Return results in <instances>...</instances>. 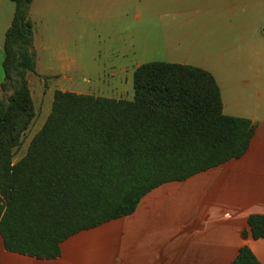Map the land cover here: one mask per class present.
<instances>
[{
	"label": "trees",
	"instance_id": "1",
	"mask_svg": "<svg viewBox=\"0 0 264 264\" xmlns=\"http://www.w3.org/2000/svg\"><path fill=\"white\" fill-rule=\"evenodd\" d=\"M11 1L0 85V233L7 251L57 259L64 241L134 213L155 188L248 151L255 125L224 113L211 72L156 61L136 68L133 99L56 90L44 125L15 161L38 116L28 80L38 74V57L34 0ZM242 236L264 238V215H251ZM231 264L261 263L244 245Z\"/></svg>",
	"mask_w": 264,
	"mask_h": 264
},
{
	"label": "crops",
	"instance_id": "2",
	"mask_svg": "<svg viewBox=\"0 0 264 264\" xmlns=\"http://www.w3.org/2000/svg\"><path fill=\"white\" fill-rule=\"evenodd\" d=\"M14 12L11 0H0V85L5 79V37ZM130 16L140 23L121 31V23ZM30 17L38 69L53 68L49 63L54 58L66 61L68 47L78 43L91 24L100 39L122 35L133 47L160 43L191 46L187 50L197 59L179 62L172 59L179 57L176 53L169 55L167 62L211 72L221 90L224 113L250 120L255 133L241 158L155 188L142 198L134 213L82 230L64 241L57 259L9 252L0 233V264H231L244 245L264 264V238L245 240L242 236L251 215H264V181L227 183L214 178L197 184L191 199L167 200L164 205L163 193H159L173 183L184 185L236 160L240 163L234 169L238 175L264 174V0H34ZM168 17L175 24L169 25ZM213 47H218V54ZM231 54L239 63V78L226 87V100L214 66L206 63L213 59L235 61ZM236 189L242 192L235 201H226V192ZM118 223H122L120 228L115 225Z\"/></svg>",
	"mask_w": 264,
	"mask_h": 264
},
{
	"label": "rangeland",
	"instance_id": "3",
	"mask_svg": "<svg viewBox=\"0 0 264 264\" xmlns=\"http://www.w3.org/2000/svg\"><path fill=\"white\" fill-rule=\"evenodd\" d=\"M167 22L169 25L175 24V20L171 17H168ZM139 23L140 21L130 16L121 23V31L128 30L130 27L138 25ZM96 34L94 24L89 25L86 33L77 40L78 43L68 47L69 54L66 61H57L54 58L53 62L49 63L53 65V68L44 69L41 66L38 69V73L40 72L39 75H28L38 116L25 135L23 146L17 151L15 161L25 155L31 139L44 125L52 110L56 90L74 91L115 99H133L134 72L140 65L156 61L167 62L171 60L169 55L176 53L179 57L172 59L179 60V62H183L186 58H189V62L191 63V60L198 58L197 55L193 56L194 54L187 50L191 47L188 45L177 47L168 45V43L163 45L160 43L157 45L133 47L130 41L125 39V36L117 35L111 39H100ZM167 47L171 49L170 52L167 51ZM213 49L214 53L218 54V47H213ZM231 56L235 59L234 54H231ZM206 65L214 66L215 73L221 82L223 90H225L224 96L227 100L228 93L226 87L238 82V61L236 59L233 61L230 58L229 60L216 62L213 59L206 63ZM63 66L66 67V70L62 69ZM9 94L10 92L4 95ZM1 96L3 95L0 94V98ZM238 167H240V163L236 160L210 173H201L195 178L188 180L184 185L173 183L163 188L159 192L163 193V205L167 200L191 199L193 194L197 193V186H199L197 184H206L214 180V178H216V181H225L227 183H255L264 181V174L258 177H256L257 175H254V177L242 174L238 175L234 172V169ZM166 190L169 191L167 192ZM239 191L240 189L226 192V201H235ZM230 194H233V196H230ZM222 199L220 197V201ZM230 207V214H232L234 209L231 205ZM253 209L255 208L248 207V210ZM115 225L120 228L122 223ZM256 243L254 242L253 245L255 246Z\"/></svg>",
	"mask_w": 264,
	"mask_h": 264
}]
</instances>
